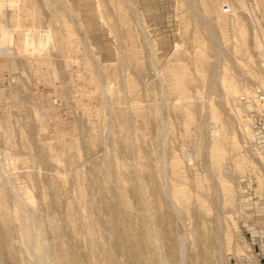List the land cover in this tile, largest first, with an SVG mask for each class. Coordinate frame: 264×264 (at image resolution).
I'll use <instances>...</instances> for the list:
<instances>
[{
  "label": "rangeland",
  "instance_id": "obj_1",
  "mask_svg": "<svg viewBox=\"0 0 264 264\" xmlns=\"http://www.w3.org/2000/svg\"><path fill=\"white\" fill-rule=\"evenodd\" d=\"M0 264H264V0H0Z\"/></svg>",
  "mask_w": 264,
  "mask_h": 264
}]
</instances>
